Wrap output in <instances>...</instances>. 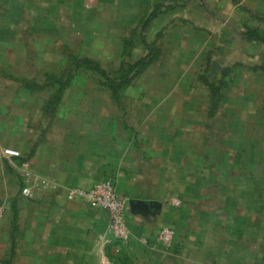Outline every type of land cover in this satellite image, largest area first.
<instances>
[{
  "label": "rangeland",
  "instance_id": "1",
  "mask_svg": "<svg viewBox=\"0 0 264 264\" xmlns=\"http://www.w3.org/2000/svg\"><path fill=\"white\" fill-rule=\"evenodd\" d=\"M247 31L264 37V0H0V73L25 79L29 97L42 90L50 113L67 91V127H202L230 161L215 165L224 182L260 211L263 253L264 44ZM149 53L143 72L111 88ZM241 238L234 230L231 255L250 257L256 238Z\"/></svg>",
  "mask_w": 264,
  "mask_h": 264
},
{
  "label": "crops",
  "instance_id": "2",
  "mask_svg": "<svg viewBox=\"0 0 264 264\" xmlns=\"http://www.w3.org/2000/svg\"><path fill=\"white\" fill-rule=\"evenodd\" d=\"M23 81L0 73V264H264L260 211L245 199L248 190L239 199L224 182L215 165L230 161L215 158L217 142L202 127H104L103 120L67 127L68 92L50 113L42 109V90L29 97L33 89ZM6 148L21 156L7 159ZM106 178L128 200V242L111 236L105 210L66 197L68 188L91 189ZM42 179L54 188L22 196L25 185ZM165 227L174 231L171 247L159 240ZM236 229L248 242L249 233L256 238L250 257L231 255Z\"/></svg>",
  "mask_w": 264,
  "mask_h": 264
},
{
  "label": "built area",
  "instance_id": "3",
  "mask_svg": "<svg viewBox=\"0 0 264 264\" xmlns=\"http://www.w3.org/2000/svg\"><path fill=\"white\" fill-rule=\"evenodd\" d=\"M3 156L11 160L20 156L14 149L6 148L2 152ZM52 189L54 185L47 180H36L30 185H25L21 194L25 198H35L37 189ZM66 197L69 201H81L92 207L105 210L109 215L108 231L113 238L122 242H128L131 237L127 223L128 200L117 194L115 182L112 178H106L97 182L91 189L79 187L68 188ZM174 206H180L181 201L177 198L170 200ZM6 214V206L0 204V223ZM159 240L167 247H171L174 241V231L165 227L159 233ZM142 241H145L142 239Z\"/></svg>",
  "mask_w": 264,
  "mask_h": 264
},
{
  "label": "trees",
  "instance_id": "4",
  "mask_svg": "<svg viewBox=\"0 0 264 264\" xmlns=\"http://www.w3.org/2000/svg\"><path fill=\"white\" fill-rule=\"evenodd\" d=\"M246 36H248L251 39H256L259 40L260 42H262L264 44V37H262L258 32L256 31H247ZM153 61V58L151 56V53H149L148 55H146L144 58H142L141 60H139L137 63H135L134 65L129 67V70L127 71V73L125 75H123L121 77V81L116 83V81H112L111 79H108V84H110L112 89H116L125 87L126 85L129 84V82L131 81V79L140 74L141 72H143V70H145L148 65ZM87 64L89 66H92L91 63L87 62ZM96 71L100 72V74H102L104 76V73H102L101 70H99L98 66L93 67ZM63 90V85L60 86L59 91H58V95L56 96V98L54 100H58L59 95L61 94Z\"/></svg>",
  "mask_w": 264,
  "mask_h": 264
},
{
  "label": "water",
  "instance_id": "5",
  "mask_svg": "<svg viewBox=\"0 0 264 264\" xmlns=\"http://www.w3.org/2000/svg\"><path fill=\"white\" fill-rule=\"evenodd\" d=\"M219 69H221L220 65L218 63H213V66H212V69H211L212 73L214 74Z\"/></svg>",
  "mask_w": 264,
  "mask_h": 264
}]
</instances>
